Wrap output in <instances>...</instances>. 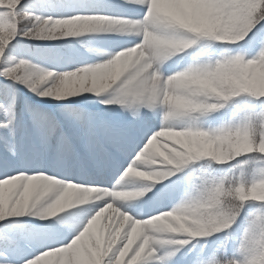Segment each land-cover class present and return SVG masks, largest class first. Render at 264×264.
I'll use <instances>...</instances> for the list:
<instances>
[{
	"label": "snow or ice",
	"instance_id": "snow-or-ice-1",
	"mask_svg": "<svg viewBox=\"0 0 264 264\" xmlns=\"http://www.w3.org/2000/svg\"><path fill=\"white\" fill-rule=\"evenodd\" d=\"M0 264H264V0H0Z\"/></svg>",
	"mask_w": 264,
	"mask_h": 264
}]
</instances>
